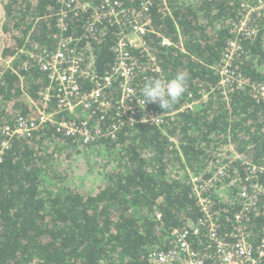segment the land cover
Instances as JSON below:
<instances>
[{
    "label": "trees",
    "instance_id": "trees-1",
    "mask_svg": "<svg viewBox=\"0 0 264 264\" xmlns=\"http://www.w3.org/2000/svg\"><path fill=\"white\" fill-rule=\"evenodd\" d=\"M92 1L99 8L103 0ZM122 2L132 8L139 0ZM59 6L58 0H0V53L12 56L22 48L54 52L69 36L77 38L71 47L85 68L98 75L110 72L118 34L129 25L102 18L88 31L91 16L82 13L68 16L63 29L51 15ZM147 13L153 29L173 44L162 45L163 36L156 32L146 36L157 49L161 70L137 77L139 93L143 98L148 80L166 83L178 72L188 75L185 93L169 109L148 103L165 115L162 127L124 125L115 137L105 133L82 143L51 122L30 136L14 137L0 164V264H151L152 249L173 248V231L201 215L191 176L208 180L223 163L230 164V176L238 181L222 178L218 194L209 188L221 235L229 236L228 218L242 210L238 190L253 193L257 185L263 192L256 206L244 211L245 222L255 247L264 240V101L249 86L234 90L230 99L216 89L194 109H182L190 94L199 99L203 88L219 86L216 66L228 40L236 37L239 0H151ZM254 21L259 30L253 38H241L234 67L258 84L264 80V11ZM14 67L1 78L0 127L14 125L17 114L38 120L41 92L58 88L50 71L26 53ZM81 84L86 92L93 82L85 78ZM115 95L111 92L110 99ZM55 106L54 96L50 108ZM64 114L71 119L68 112L56 117ZM116 121L115 105L104 119L94 117L105 131ZM252 165L263 169L247 180ZM193 239L202 252L204 243Z\"/></svg>",
    "mask_w": 264,
    "mask_h": 264
},
{
    "label": "built area",
    "instance_id": "built-area-1",
    "mask_svg": "<svg viewBox=\"0 0 264 264\" xmlns=\"http://www.w3.org/2000/svg\"><path fill=\"white\" fill-rule=\"evenodd\" d=\"M58 1L60 6L51 15L57 17L63 29L65 27L67 29L68 16H78L82 13H90L91 20L87 21L88 31H92L94 24L102 18L109 19L119 27L129 25V28H123L119 32L115 46V63L111 71L104 75L93 73L83 66L81 55L71 47L78 40L69 36L62 39L59 48L54 52H37L22 48L12 56L0 53V83L6 70L15 68L14 61L21 53H26L41 69L50 71L51 79L58 83L57 92H54L53 86H48L41 92L43 105L38 107V120H28L17 114L14 116V125L0 127L2 133L0 164L14 137L30 136L46 123H55L59 131L69 137H79L82 143H90L105 133L115 137L117 130L124 125L135 126L138 123H145L162 127L165 123L164 114L149 107L148 103L144 104L136 85V79L141 73L161 70L157 49L150 45L146 36L156 32L163 36L162 45L173 44L170 37L153 29L151 17L148 13L145 15L151 0H139L138 5L132 8L125 6L122 0H103L99 8L94 6L92 0ZM239 2L242 16L234 23L236 37L228 40L222 59L216 66L220 75L219 86L203 88L199 92L201 95L199 99L190 94L182 109H194L201 99L209 98L216 89L230 99L234 90L249 86L254 96L259 101H264V80L258 84L250 83L234 67L235 58L243 47L241 38H253L259 30L254 17L264 11V0ZM85 78L93 82L92 88L86 92L81 84ZM113 91L118 95L114 101L110 99ZM54 96L57 97V106L51 109L50 104ZM114 105L117 123L105 131L100 123L94 122V117L100 115L101 119H104ZM66 112L71 119L65 114L60 120L56 117L59 113ZM229 150L238 156L233 147ZM218 167L208 180L191 176L193 193L201 215L197 222L173 231L177 242L173 248L152 249L148 253L151 264H264V240L257 247L253 245L250 240L251 230L247 227L244 214V211L256 206L258 194L262 193L263 189L255 185L253 193L247 188L238 190L237 197L242 199V210L234 212L233 216L228 218L231 232L228 237L222 236L221 224L213 211V200L208 192L209 188L214 187V193L218 194L220 192L217 189L218 181L231 176L230 164L223 163ZM262 169L259 166H249L246 179H253ZM237 181V177H231V182ZM203 236H206V240H203ZM193 237L204 243L202 252L195 248Z\"/></svg>",
    "mask_w": 264,
    "mask_h": 264
},
{
    "label": "clouds",
    "instance_id": "clouds-1",
    "mask_svg": "<svg viewBox=\"0 0 264 264\" xmlns=\"http://www.w3.org/2000/svg\"><path fill=\"white\" fill-rule=\"evenodd\" d=\"M187 79V73L178 72L166 83L159 78L148 80L142 90L144 104L156 103L164 110L171 108L185 93Z\"/></svg>",
    "mask_w": 264,
    "mask_h": 264
},
{
    "label": "crops",
    "instance_id": "crops-1",
    "mask_svg": "<svg viewBox=\"0 0 264 264\" xmlns=\"http://www.w3.org/2000/svg\"><path fill=\"white\" fill-rule=\"evenodd\" d=\"M2 11H1V7H0V26H1V24H2ZM2 30H1V27H0V42H1V38H2Z\"/></svg>",
    "mask_w": 264,
    "mask_h": 264
},
{
    "label": "rangeland",
    "instance_id": "rangeland-1",
    "mask_svg": "<svg viewBox=\"0 0 264 264\" xmlns=\"http://www.w3.org/2000/svg\"><path fill=\"white\" fill-rule=\"evenodd\" d=\"M87 170H89V168H87Z\"/></svg>",
    "mask_w": 264,
    "mask_h": 264
}]
</instances>
